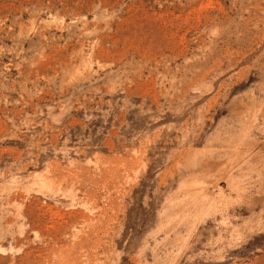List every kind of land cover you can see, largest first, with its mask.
<instances>
[{
	"label": "rangeland",
	"instance_id": "rangeland-1",
	"mask_svg": "<svg viewBox=\"0 0 264 264\" xmlns=\"http://www.w3.org/2000/svg\"><path fill=\"white\" fill-rule=\"evenodd\" d=\"M0 264H264V0H0Z\"/></svg>",
	"mask_w": 264,
	"mask_h": 264
}]
</instances>
